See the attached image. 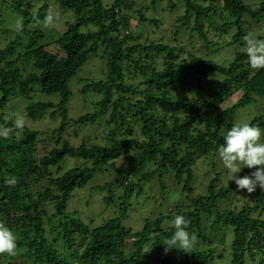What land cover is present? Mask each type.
<instances>
[{"label":"trees","instance_id":"16d2710c","mask_svg":"<svg viewBox=\"0 0 264 264\" xmlns=\"http://www.w3.org/2000/svg\"><path fill=\"white\" fill-rule=\"evenodd\" d=\"M141 1L0 0V29L8 33L4 11L21 16L24 24L0 46V126L13 127L16 115L7 105L17 99L27 102V120L49 119L50 126H57L50 133L40 130L42 123L37 128L26 123L22 132L0 137V222L18 242L16 254L0 255V264H264V190H240L245 200L237 199L234 181L217 188L224 172L216 173L205 192L194 186L195 166L218 156L232 126L229 116L264 100V69L253 70L243 50L248 30L264 28V1L258 7L245 0ZM53 4L75 15L51 44L57 52L43 44V21ZM178 5L184 14L177 24H166L176 37L185 29L190 41L196 32L208 56L163 37L153 39L145 31L143 25L164 26L161 17L152 15H170ZM212 32L232 39L227 44L232 57L225 63L211 55V45L217 52L226 47L209 39ZM95 55L107 56L106 78L81 80L79 88L81 95L101 98L93 102V112L71 118L70 83ZM237 92L240 99L223 110ZM45 95L59 96V101L40 99ZM102 120L100 141L73 143L78 130ZM250 123L264 129V116ZM254 170H242L239 176ZM103 176L109 180L94 184ZM147 182L159 185L161 193H181L166 214L145 218L135 231L124 221L133 210L130 202L143 195ZM87 188L115 209L98 227L68 208L73 198L83 202L77 191ZM83 204L92 205L89 199ZM176 215L185 216L188 231L197 235L193 253L165 252L163 243L174 232L170 222Z\"/></svg>","mask_w":264,"mask_h":264},{"label":"rangeland","instance_id":"374dc122","mask_svg":"<svg viewBox=\"0 0 264 264\" xmlns=\"http://www.w3.org/2000/svg\"><path fill=\"white\" fill-rule=\"evenodd\" d=\"M106 5L111 4V0H103ZM264 0H245L246 3L254 5L255 7H258L257 4L262 2ZM147 1L142 0V5L145 4ZM185 12V9L178 5V7L174 10V12H170L169 14H164L161 12L160 14H154L152 17H161L165 22L164 26L161 28H156L153 25L145 26V31L149 30L153 34V39H160L164 38L166 41L171 43L172 45L180 46L182 45L187 51H190L194 54H197L199 56H208L210 51H207L203 45L204 41L199 38L198 34L195 32L193 34V38L190 41L189 39V33L184 29V33L180 34L179 36H175L173 31L169 28V24L166 23H176L177 19L181 17ZM52 14L55 19V24L52 27H42L45 29L46 32V38L43 41L44 45H50L47 48L53 52L58 51V46L53 42H56V40L66 31L67 23L71 22L73 23L75 21V15L72 11L69 10H63L59 6L53 4ZM2 20L4 21L3 28L7 30L8 33H4L2 29H0V46L6 45L10 40L15 38L16 34V23L19 20L23 21V18L17 14L12 13L11 11H4L2 12ZM134 26H137V21H133ZM208 25V23H206ZM171 27V26H170ZM207 27V26H206ZM138 28V27H137ZM208 28V27H207ZM167 29H169L167 31ZM155 32H152V31ZM258 30V29H256ZM253 30V31H256ZM251 31V29L248 30V32ZM146 33V32H145ZM164 33H167L166 36H163ZM209 35V39L213 42H218V44L222 46H226L222 49H220L218 52L217 47L215 45H211V55L213 59L217 63H225L227 60H230L232 57V48L231 46H227V44L231 43L232 39L230 36H218L215 32H212ZM245 50V48H243ZM226 60V61H225ZM225 61V62H224ZM107 67V56L103 55H95L92 57H89L87 62L84 64V66L80 69L78 72V75L74 77L70 83V88L73 92L72 97L70 99L68 108L71 118H77L81 115H84L86 113L93 112L94 104L93 102L98 101L101 96L99 94L95 93H89L87 95H81L79 88V82L81 80H89V81H98V80H104L106 78L105 76V69ZM213 77L216 75L211 74ZM217 78V77H216ZM219 80L221 78H218ZM218 80V81H219ZM241 97V93L237 92L234 94L229 100L225 101L222 105V109L225 110L227 108H230L233 106ZM48 99L47 101H59V96H46L40 97V99ZM27 105L26 100L23 99H17L11 101L7 108L12 109V112L14 115L22 114L25 117V114L23 113V108H25ZM259 116H264V100H257L251 104H248L244 107L239 108L231 114L228 118L230 123L235 122H251L253 119ZM26 120V123L30 125L31 127L37 128L41 123L42 126L40 130L48 131L50 133H53V129H55L57 126H50L51 123L48 120L45 122H30L29 120ZM60 119H58L59 121ZM104 124L103 120L99 121L95 125H89L86 127H83L82 129L78 130L79 137L78 138H72V141L74 144H80L81 140L85 139L90 141L91 143H96L101 140V137L104 134V128L102 125ZM74 134V132H72ZM69 164H71V161H69ZM121 164V163H120ZM68 167L64 166V169L66 170ZM249 168L245 167L242 170H248ZM251 170V169H249ZM195 172H196V183H194V186L196 187V190L198 192L206 191L209 182L216 177V173H225V175L222 177V179L218 183V189L221 187H224L226 185H229L231 181L228 182V172L223 167L222 162L219 159V156H216L214 158H206L198 161L197 165L195 166ZM242 172V171H241ZM240 172V173H241ZM238 173V175L240 174ZM109 180L108 177H101L100 179H97L94 184H103V181ZM167 183L169 186H171V190H173V186L175 185V182L173 183L170 179L167 180ZM159 185H154L153 183H146L144 185V193L140 197H135L132 199V202H130V207L133 209L132 211H129V217L124 221V226L127 228H131L135 231H139L142 229L143 226V220L145 218L154 219V217L166 214L168 209H171V203H174L177 201L175 198H178L180 196V190H175L174 193L171 192H165L161 193ZM234 194V197L237 199H244V196L241 194L240 190ZM246 193V191H245ZM92 195V196H91ZM77 196L81 197L83 202H86L88 199L91 202V207H86L83 202L80 200H75L74 198L69 201L68 208L71 210L80 211L79 216L80 218L86 222L87 224H90L93 222L94 227H98L102 225L108 218L112 217L114 215L115 209L112 208V206H107L104 201L103 197L97 192L96 190L91 191L90 188H87L82 191H77ZM251 196L247 195L246 199H250ZM228 203L225 202V205ZM82 213V214H81Z\"/></svg>","mask_w":264,"mask_h":264},{"label":"clouds","instance_id":"9594fccd","mask_svg":"<svg viewBox=\"0 0 264 264\" xmlns=\"http://www.w3.org/2000/svg\"><path fill=\"white\" fill-rule=\"evenodd\" d=\"M55 19L50 9L43 23L46 27H52ZM35 24H40L38 18ZM23 27V21H17L16 31L23 30ZM243 39L250 67L256 71L264 69V28L249 31ZM12 123L13 127L0 126V137L9 138L14 130L22 132L26 126L22 114H17ZM223 141L217 152L228 172V182L234 181L238 190H246L249 194L255 192L257 187L264 190V129L249 122H235L224 134ZM245 167L255 170L242 177L237 175ZM170 223L174 232L163 243L165 252L175 248L184 253H193L198 238L195 233L188 231L190 221L183 215H176ZM17 248V236L0 222V255L14 256Z\"/></svg>","mask_w":264,"mask_h":264}]
</instances>
